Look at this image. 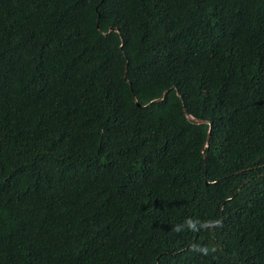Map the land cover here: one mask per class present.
I'll return each instance as SVG.
<instances>
[{"label":"trees","instance_id":"obj_1","mask_svg":"<svg viewBox=\"0 0 264 264\" xmlns=\"http://www.w3.org/2000/svg\"><path fill=\"white\" fill-rule=\"evenodd\" d=\"M0 264H264V0H0Z\"/></svg>","mask_w":264,"mask_h":264},{"label":"water","instance_id":"obj_2","mask_svg":"<svg viewBox=\"0 0 264 264\" xmlns=\"http://www.w3.org/2000/svg\"><path fill=\"white\" fill-rule=\"evenodd\" d=\"M162 98H163V97H162ZM162 98H160V100H161ZM137 104H138V106H140V107H144V106H142L139 102H137ZM197 122H198V123H204L205 120H197ZM209 137H210V135H209Z\"/></svg>","mask_w":264,"mask_h":264}]
</instances>
